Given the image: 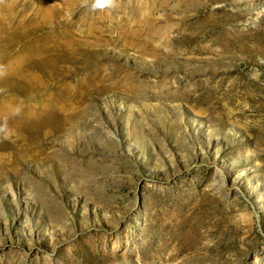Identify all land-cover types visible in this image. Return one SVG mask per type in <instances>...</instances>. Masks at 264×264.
I'll return each mask as SVG.
<instances>
[{
	"label": "rangeland",
	"instance_id": "374dc122",
	"mask_svg": "<svg viewBox=\"0 0 264 264\" xmlns=\"http://www.w3.org/2000/svg\"><path fill=\"white\" fill-rule=\"evenodd\" d=\"M0 264H264V0H0Z\"/></svg>",
	"mask_w": 264,
	"mask_h": 264
},
{
	"label": "clouds",
	"instance_id": "9594fccd",
	"mask_svg": "<svg viewBox=\"0 0 264 264\" xmlns=\"http://www.w3.org/2000/svg\"><path fill=\"white\" fill-rule=\"evenodd\" d=\"M112 0H97V6H100L102 4L108 3L110 4Z\"/></svg>",
	"mask_w": 264,
	"mask_h": 264
}]
</instances>
